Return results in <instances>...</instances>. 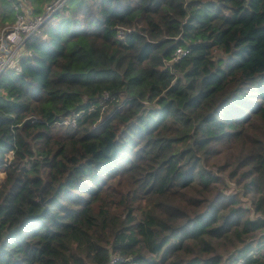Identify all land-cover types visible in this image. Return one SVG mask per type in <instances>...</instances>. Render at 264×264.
<instances>
[{
    "label": "trees",
    "instance_id": "trees-1",
    "mask_svg": "<svg viewBox=\"0 0 264 264\" xmlns=\"http://www.w3.org/2000/svg\"><path fill=\"white\" fill-rule=\"evenodd\" d=\"M0 172V264H264V0H68L0 74Z\"/></svg>",
    "mask_w": 264,
    "mask_h": 264
},
{
    "label": "built area",
    "instance_id": "built-area-1",
    "mask_svg": "<svg viewBox=\"0 0 264 264\" xmlns=\"http://www.w3.org/2000/svg\"><path fill=\"white\" fill-rule=\"evenodd\" d=\"M10 1L13 5L15 20L0 28V74L5 69L18 64L20 57L26 52L27 38L40 32L43 23L68 0H50L45 10L39 14L34 13L29 0ZM124 31L126 30H120L119 34L123 35ZM188 51L189 49L184 46L177 47L169 62L180 60ZM234 264H245V259L241 258Z\"/></svg>",
    "mask_w": 264,
    "mask_h": 264
},
{
    "label": "rangeland",
    "instance_id": "rangeland-1",
    "mask_svg": "<svg viewBox=\"0 0 264 264\" xmlns=\"http://www.w3.org/2000/svg\"><path fill=\"white\" fill-rule=\"evenodd\" d=\"M67 2H68V1H67ZM47 4H48V1H46V2L43 4L44 6H43V10H42V11L45 10ZM66 4H67V3H66ZM60 9H61V8H60ZM30 156H32V154H31ZM2 176H3V173L0 172V180H1ZM232 182H234V181H232ZM234 183H235V182H234ZM234 183H231V184H232L233 186H235ZM244 200H245L247 203H249V202L251 201L250 198H248L247 196H244Z\"/></svg>",
    "mask_w": 264,
    "mask_h": 264
}]
</instances>
